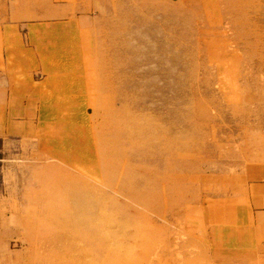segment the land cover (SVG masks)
Here are the masks:
<instances>
[{
  "label": "rangeland",
  "instance_id": "obj_1",
  "mask_svg": "<svg viewBox=\"0 0 264 264\" xmlns=\"http://www.w3.org/2000/svg\"><path fill=\"white\" fill-rule=\"evenodd\" d=\"M0 16L48 44L11 69L0 28L3 85L34 75L48 101L1 124L0 264H92L93 217L105 264H264V0H0Z\"/></svg>",
  "mask_w": 264,
  "mask_h": 264
},
{
  "label": "crops",
  "instance_id": "obj_2",
  "mask_svg": "<svg viewBox=\"0 0 264 264\" xmlns=\"http://www.w3.org/2000/svg\"><path fill=\"white\" fill-rule=\"evenodd\" d=\"M12 13L14 8L12 7ZM0 18H2L0 16ZM27 26L29 30L36 29H48V22H36L29 23ZM54 25V24H52ZM20 24L12 21V23L0 21V28L2 34H5V43L8 45L6 47V52H4V60L10 61V68L12 69V60L14 61H33L41 60L44 58L42 55H48L47 52V42L41 40L38 35H46V32L42 33H31V44L35 46L30 47L26 46L25 43L21 42L19 39L20 33ZM18 36L13 42V35ZM40 39V41H39ZM47 39V38H46ZM39 41V42H38ZM38 46V47H37ZM15 76V75H14ZM1 78V77H0ZM5 83L3 85L2 80L0 79V108H5L7 110L6 117L3 119V123H0V134L2 131V125L4 126L3 130L12 134V128H16L18 120L13 118L16 114L27 117L29 110L34 107H48V101L46 91L42 89V86H34L36 82H41L39 79H35L34 75H27L25 79L14 78L12 73L10 76L5 77ZM3 85V88H1ZM31 114V113H30ZM13 116V117H12ZM25 124V123H24Z\"/></svg>",
  "mask_w": 264,
  "mask_h": 264
},
{
  "label": "bare ground",
  "instance_id": "obj_3",
  "mask_svg": "<svg viewBox=\"0 0 264 264\" xmlns=\"http://www.w3.org/2000/svg\"><path fill=\"white\" fill-rule=\"evenodd\" d=\"M98 199L99 198H97V199L94 198L93 202H87V200L86 201L82 200V202L79 203V207L78 208L82 209L81 207L86 206L91 211V209H93L92 204H95V203L98 204V202H99V201H97ZM90 207H91V209H90ZM93 219H94V223H95L94 224L95 233L91 235V239H92V250H91V252H92V261H91V263L92 264H98V263L99 264H105L106 261L104 262V255H106L107 252H109L110 248H115V247H110L111 245L108 246L106 244V242H103V239H101V235L105 238V235L106 234L110 235V233L103 232L102 226L100 227L99 224L96 222L97 217H93Z\"/></svg>",
  "mask_w": 264,
  "mask_h": 264
}]
</instances>
